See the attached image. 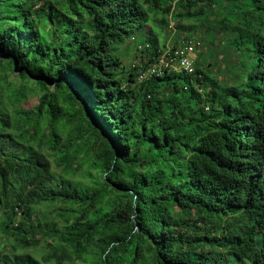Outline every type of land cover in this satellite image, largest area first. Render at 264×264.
I'll return each instance as SVG.
<instances>
[{
    "label": "trees",
    "instance_id": "1",
    "mask_svg": "<svg viewBox=\"0 0 264 264\" xmlns=\"http://www.w3.org/2000/svg\"><path fill=\"white\" fill-rule=\"evenodd\" d=\"M0 264H264V0H0Z\"/></svg>",
    "mask_w": 264,
    "mask_h": 264
},
{
    "label": "built area",
    "instance_id": "2",
    "mask_svg": "<svg viewBox=\"0 0 264 264\" xmlns=\"http://www.w3.org/2000/svg\"><path fill=\"white\" fill-rule=\"evenodd\" d=\"M199 47L200 43L195 39H180L177 46L168 47L155 61L148 63L146 70L138 76V80L142 81L147 76H160L169 70L192 74Z\"/></svg>",
    "mask_w": 264,
    "mask_h": 264
},
{
    "label": "rangeland",
    "instance_id": "3",
    "mask_svg": "<svg viewBox=\"0 0 264 264\" xmlns=\"http://www.w3.org/2000/svg\"><path fill=\"white\" fill-rule=\"evenodd\" d=\"M182 39H184V38H182ZM169 47H170V43H169ZM198 55V54H197ZM198 60V57H196V60L195 61H197ZM132 62H133V60H132ZM137 62V61H136ZM28 105L29 106H32L33 105V102L32 101H30L29 103H28Z\"/></svg>",
    "mask_w": 264,
    "mask_h": 264
}]
</instances>
